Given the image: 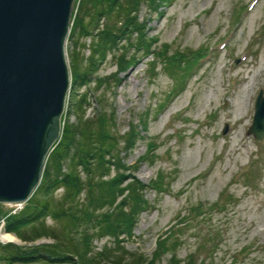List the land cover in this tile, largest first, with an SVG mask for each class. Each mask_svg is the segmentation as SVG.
Wrapping results in <instances>:
<instances>
[{"label":"rangeland","instance_id":"rangeland-1","mask_svg":"<svg viewBox=\"0 0 264 264\" xmlns=\"http://www.w3.org/2000/svg\"><path fill=\"white\" fill-rule=\"evenodd\" d=\"M137 16L145 36L156 38L151 48L158 52L166 44V55L188 54L191 66L169 73L157 63L153 72L150 56L129 47L134 61L125 70L111 75L116 65L107 54L93 73L113 80L96 87L91 75L75 89L85 92V116L110 109L118 133L130 121L136 126L134 143L120 155L148 201L123 241L125 252L107 236L93 239V250L105 244L107 255L148 258L156 239L170 230L174 249L152 264H164L171 252L195 264H264V134L256 140L246 133L255 96L264 93V0H162L156 11L142 1ZM89 39L75 44L66 34L67 68L74 50L88 54ZM159 172L163 180L154 189L148 184ZM20 207L0 202L1 211ZM112 256L100 264H118Z\"/></svg>","mask_w":264,"mask_h":264},{"label":"trees","instance_id":"trees-1","mask_svg":"<svg viewBox=\"0 0 264 264\" xmlns=\"http://www.w3.org/2000/svg\"><path fill=\"white\" fill-rule=\"evenodd\" d=\"M142 1L156 11L162 0L73 1L67 38H73L76 44L78 38L88 36V54L81 57L74 50L69 57L60 134L44 158L36 186L20 208L0 210L2 230L24 242H0V264H100L103 257L112 256L107 255L105 244L99 251L93 250V239L102 236L110 237L114 248L126 251L123 241L132 235L137 214L148 206L143 184L126 171L130 167L120 155L134 143L137 129L130 121L126 130L118 133L110 109L98 108L85 116V92L78 95L75 89L91 81L107 54L116 65L111 75L129 67L134 61L129 47L150 56V71L157 63L169 73L172 69L185 72L191 66L186 60L188 54L180 59L166 55V44H161L163 50L158 52L151 48L156 38L145 36L143 21L137 16ZM93 78L96 87L102 81L113 80L110 76ZM68 113L73 114L72 120ZM133 165L131 169L136 167ZM163 175L159 172L148 185L160 189ZM58 188L56 197L54 191ZM47 217L51 222L46 221ZM170 232L156 239L148 258L139 254L126 259L114 254L112 259L118 264H152L162 253L174 249ZM42 237L49 240H39ZM164 264L195 263L189 258L181 261L171 252Z\"/></svg>","mask_w":264,"mask_h":264},{"label":"water","instance_id":"water-1","mask_svg":"<svg viewBox=\"0 0 264 264\" xmlns=\"http://www.w3.org/2000/svg\"><path fill=\"white\" fill-rule=\"evenodd\" d=\"M73 1L0 0V202L30 195L59 137L69 80L63 44ZM246 133L256 140L264 134L261 89Z\"/></svg>","mask_w":264,"mask_h":264},{"label":"bare ground","instance_id":"bare-ground-1","mask_svg":"<svg viewBox=\"0 0 264 264\" xmlns=\"http://www.w3.org/2000/svg\"><path fill=\"white\" fill-rule=\"evenodd\" d=\"M61 116V115H60ZM59 116V118H60ZM54 144V143H53ZM53 144L51 145V147L47 150V152L52 148ZM0 238L3 240V241H7V240H12V241H17L18 242V239L12 235V234H7L5 232H1L0 233Z\"/></svg>","mask_w":264,"mask_h":264}]
</instances>
